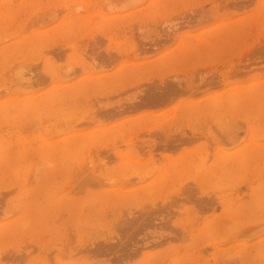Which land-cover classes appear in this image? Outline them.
Wrapping results in <instances>:
<instances>
[{"label": "rangeland", "instance_id": "rangeland-1", "mask_svg": "<svg viewBox=\"0 0 264 264\" xmlns=\"http://www.w3.org/2000/svg\"><path fill=\"white\" fill-rule=\"evenodd\" d=\"M0 264H264V0H0Z\"/></svg>", "mask_w": 264, "mask_h": 264}]
</instances>
